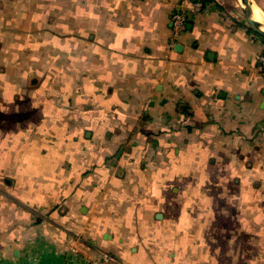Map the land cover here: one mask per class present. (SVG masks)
I'll return each mask as SVG.
<instances>
[{
	"label": "crops",
	"instance_id": "0c3cea01",
	"mask_svg": "<svg viewBox=\"0 0 264 264\" xmlns=\"http://www.w3.org/2000/svg\"><path fill=\"white\" fill-rule=\"evenodd\" d=\"M263 55L217 0H0V264H264Z\"/></svg>",
	"mask_w": 264,
	"mask_h": 264
},
{
	"label": "water",
	"instance_id": "95a60500",
	"mask_svg": "<svg viewBox=\"0 0 264 264\" xmlns=\"http://www.w3.org/2000/svg\"><path fill=\"white\" fill-rule=\"evenodd\" d=\"M238 4L241 8V11L243 13L244 19L247 23V25L255 31L260 37L264 39V29L263 24L256 21L253 17L252 13V5L250 3V0H237ZM264 56V55H263Z\"/></svg>",
	"mask_w": 264,
	"mask_h": 264
},
{
	"label": "built area",
	"instance_id": "2783aa9c",
	"mask_svg": "<svg viewBox=\"0 0 264 264\" xmlns=\"http://www.w3.org/2000/svg\"><path fill=\"white\" fill-rule=\"evenodd\" d=\"M189 1V0H185ZM186 22V13L177 12L173 15V33L170 45L175 44L178 36L184 31ZM262 67L264 68V57L262 58Z\"/></svg>",
	"mask_w": 264,
	"mask_h": 264
},
{
	"label": "rangeland",
	"instance_id": "374dc122",
	"mask_svg": "<svg viewBox=\"0 0 264 264\" xmlns=\"http://www.w3.org/2000/svg\"><path fill=\"white\" fill-rule=\"evenodd\" d=\"M217 3H219L220 7H222L226 12L234 14L235 16H237L239 19H241L246 23L237 0H217ZM261 17L263 18L264 16ZM188 164L186 165V167L188 166Z\"/></svg>",
	"mask_w": 264,
	"mask_h": 264
},
{
	"label": "bare ground",
	"instance_id": "6f19581e",
	"mask_svg": "<svg viewBox=\"0 0 264 264\" xmlns=\"http://www.w3.org/2000/svg\"><path fill=\"white\" fill-rule=\"evenodd\" d=\"M252 13L254 19L260 22L261 24H263V29H264V18H262L261 15L255 10L254 6H252Z\"/></svg>",
	"mask_w": 264,
	"mask_h": 264
}]
</instances>
